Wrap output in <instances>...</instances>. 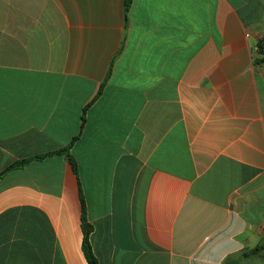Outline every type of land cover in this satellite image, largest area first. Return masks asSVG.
I'll return each instance as SVG.
<instances>
[{
	"label": "crops",
	"instance_id": "1",
	"mask_svg": "<svg viewBox=\"0 0 264 264\" xmlns=\"http://www.w3.org/2000/svg\"><path fill=\"white\" fill-rule=\"evenodd\" d=\"M128 2L0 0V264H264V0Z\"/></svg>",
	"mask_w": 264,
	"mask_h": 264
},
{
	"label": "trees",
	"instance_id": "2",
	"mask_svg": "<svg viewBox=\"0 0 264 264\" xmlns=\"http://www.w3.org/2000/svg\"><path fill=\"white\" fill-rule=\"evenodd\" d=\"M128 5L130 3V0H128ZM256 52L257 54L260 56L258 59L255 60L256 64H260L262 62H264V36H262L256 43ZM66 150H62V151H58L56 152L57 154H63L65 153ZM42 158V157H37ZM67 160L69 162V164L72 167V170L75 174H77V164L76 161L69 155H67ZM26 161H22V164H24ZM18 165V163H14L10 166H8L1 174H4L5 172L14 169L16 166ZM82 203V215H81V220H82V224H86V219H85V210H84V202L83 200H81ZM89 233H90V228L88 229H84L83 230V239H82V243H81V250L83 253V256L87 262V264H98L96 257L94 256L93 252H92V248H91V244L89 241ZM264 249V239L262 241V243L260 245H258L257 247H255L253 250L249 251L248 253H244V255H251V254H256L261 252Z\"/></svg>",
	"mask_w": 264,
	"mask_h": 264
},
{
	"label": "water",
	"instance_id": "3",
	"mask_svg": "<svg viewBox=\"0 0 264 264\" xmlns=\"http://www.w3.org/2000/svg\"><path fill=\"white\" fill-rule=\"evenodd\" d=\"M83 229H88V225L87 224H83Z\"/></svg>",
	"mask_w": 264,
	"mask_h": 264
}]
</instances>
